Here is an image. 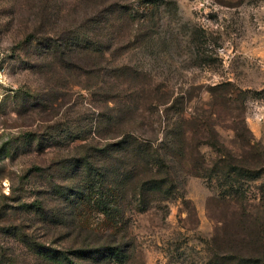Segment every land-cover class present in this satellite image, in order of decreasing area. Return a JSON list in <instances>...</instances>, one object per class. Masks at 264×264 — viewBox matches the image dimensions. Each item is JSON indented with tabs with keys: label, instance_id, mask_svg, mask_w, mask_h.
I'll return each instance as SVG.
<instances>
[{
	"label": "rangeland",
	"instance_id": "374dc122",
	"mask_svg": "<svg viewBox=\"0 0 264 264\" xmlns=\"http://www.w3.org/2000/svg\"><path fill=\"white\" fill-rule=\"evenodd\" d=\"M0 264H264V0H0Z\"/></svg>",
	"mask_w": 264,
	"mask_h": 264
}]
</instances>
